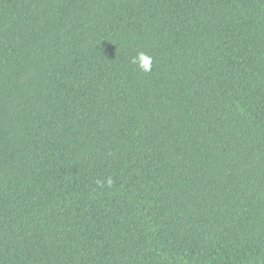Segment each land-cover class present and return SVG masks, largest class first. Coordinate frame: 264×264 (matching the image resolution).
Listing matches in <instances>:
<instances>
[{"label": "trees", "instance_id": "1", "mask_svg": "<svg viewBox=\"0 0 264 264\" xmlns=\"http://www.w3.org/2000/svg\"><path fill=\"white\" fill-rule=\"evenodd\" d=\"M0 264H264V0H0Z\"/></svg>", "mask_w": 264, "mask_h": 264}, {"label": "clouds", "instance_id": "2", "mask_svg": "<svg viewBox=\"0 0 264 264\" xmlns=\"http://www.w3.org/2000/svg\"><path fill=\"white\" fill-rule=\"evenodd\" d=\"M132 62L137 64V66L145 73H150L152 71V57L144 52H139L137 56L133 58ZM97 183L100 182L98 181ZM107 184L109 187L112 185L111 178L108 179Z\"/></svg>", "mask_w": 264, "mask_h": 264}]
</instances>
